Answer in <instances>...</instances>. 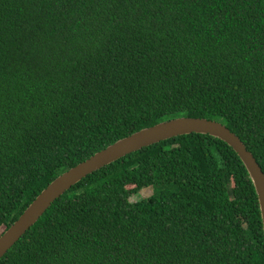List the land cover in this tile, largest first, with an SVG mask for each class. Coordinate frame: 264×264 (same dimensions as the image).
Returning a JSON list of instances; mask_svg holds the SVG:
<instances>
[{
	"label": "trees",
	"instance_id": "obj_1",
	"mask_svg": "<svg viewBox=\"0 0 264 264\" xmlns=\"http://www.w3.org/2000/svg\"><path fill=\"white\" fill-rule=\"evenodd\" d=\"M179 116L222 122L264 172V0H0V236L62 172ZM0 264H264L257 194L224 141L173 137L73 185Z\"/></svg>",
	"mask_w": 264,
	"mask_h": 264
},
{
	"label": "water",
	"instance_id": "obj_2",
	"mask_svg": "<svg viewBox=\"0 0 264 264\" xmlns=\"http://www.w3.org/2000/svg\"><path fill=\"white\" fill-rule=\"evenodd\" d=\"M191 133L209 134L224 141L236 152L257 194L264 234V172L253 153L247 149L240 137L222 122L203 117L179 116L123 137L58 175L0 236V259L56 199L87 175L144 147Z\"/></svg>",
	"mask_w": 264,
	"mask_h": 264
},
{
	"label": "rangeland",
	"instance_id": "obj_3",
	"mask_svg": "<svg viewBox=\"0 0 264 264\" xmlns=\"http://www.w3.org/2000/svg\"><path fill=\"white\" fill-rule=\"evenodd\" d=\"M147 194H148V191H145V192L142 194V196H147Z\"/></svg>",
	"mask_w": 264,
	"mask_h": 264
}]
</instances>
